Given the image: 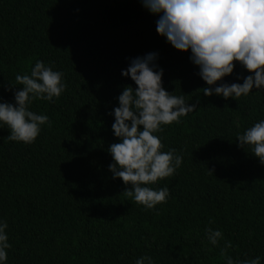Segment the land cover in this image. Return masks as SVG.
<instances>
[{
    "label": "trees",
    "instance_id": "16d2710c",
    "mask_svg": "<svg viewBox=\"0 0 264 264\" xmlns=\"http://www.w3.org/2000/svg\"><path fill=\"white\" fill-rule=\"evenodd\" d=\"M157 19L140 0H0V101L14 103L16 75H30L37 61L66 84L59 98L30 105L50 122L34 143L8 140L0 125L6 264H135L144 256L154 264H225V255L264 264V165L237 140L264 120V89L238 100L205 96L190 50L167 43ZM153 52L165 90L196 111L156 133L162 151L183 159L151 186L170 195L149 210L124 193L131 185L113 179L108 147L119 142L110 113L123 89L136 87L121 71ZM251 74L236 63L215 86ZM209 228L223 233L215 246Z\"/></svg>",
    "mask_w": 264,
    "mask_h": 264
},
{
    "label": "clouds",
    "instance_id": "9594fccd",
    "mask_svg": "<svg viewBox=\"0 0 264 264\" xmlns=\"http://www.w3.org/2000/svg\"><path fill=\"white\" fill-rule=\"evenodd\" d=\"M142 7L157 16L156 32L180 52H191L190 61L199 68L198 75L208 87L205 96L224 99L247 97L264 89V0H140ZM158 53H148L130 59L123 77H130L136 87H125L118 96L119 106L112 130L119 142L108 147L113 163L109 171L131 185L124 193L146 209H155L167 202V187H151L159 180L172 177L182 164L175 149L162 151L163 143L156 133L163 126L179 124L180 118L196 111L195 104L186 103L184 96L170 94L163 87V69L156 63ZM251 75L243 83H220L233 73L236 63ZM14 103L0 101V125H7V139L24 144L35 142L41 126L50 123L43 114L29 110L34 100L53 101L66 89L63 73L37 61L30 75H16ZM12 85V84H11ZM16 86L12 85L14 89ZM12 90V89H6ZM239 125H237L238 127ZM239 147L249 146L251 153L264 165V120L237 135ZM7 223L0 221V264L8 259ZM209 242L215 246L223 233L209 228ZM230 246V245H229ZM225 264H261L260 257L250 261H235L225 255ZM135 264H154L149 256L138 258Z\"/></svg>",
    "mask_w": 264,
    "mask_h": 264
}]
</instances>
